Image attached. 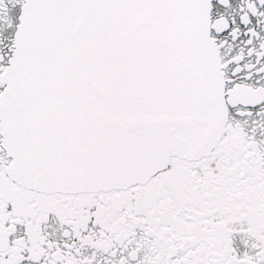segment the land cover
Instances as JSON below:
<instances>
[{
    "label": "snow or ice",
    "instance_id": "1",
    "mask_svg": "<svg viewBox=\"0 0 264 264\" xmlns=\"http://www.w3.org/2000/svg\"><path fill=\"white\" fill-rule=\"evenodd\" d=\"M0 264H264V0H0Z\"/></svg>",
    "mask_w": 264,
    "mask_h": 264
}]
</instances>
